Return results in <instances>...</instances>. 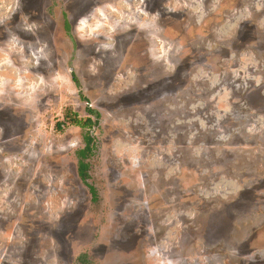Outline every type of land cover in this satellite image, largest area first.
<instances>
[{
    "label": "rangeland",
    "instance_id": "374dc122",
    "mask_svg": "<svg viewBox=\"0 0 264 264\" xmlns=\"http://www.w3.org/2000/svg\"><path fill=\"white\" fill-rule=\"evenodd\" d=\"M0 264H264V0H0Z\"/></svg>",
    "mask_w": 264,
    "mask_h": 264
},
{
    "label": "trees",
    "instance_id": "16d2710c",
    "mask_svg": "<svg viewBox=\"0 0 264 264\" xmlns=\"http://www.w3.org/2000/svg\"><path fill=\"white\" fill-rule=\"evenodd\" d=\"M87 111L91 114V115H96V117L99 118V114L88 108ZM67 118L68 120H70L69 122L77 127H80L84 130H88L84 136V142L86 144L85 149L80 150L78 153V158H79V176L80 179L84 182V184L88 187L90 194L92 195V200L94 202H97L99 199V194L97 189L95 188L94 185L89 184L88 181L90 180L91 176H90V169H91V162H89V160L94 156L95 154V149H96V145H95V139L94 137H92L91 131L90 129L95 125V123L93 124L90 119H80L78 118L77 115H73V114H67ZM97 125V123H96Z\"/></svg>",
    "mask_w": 264,
    "mask_h": 264
},
{
    "label": "bare ground",
    "instance_id": "6f19581e",
    "mask_svg": "<svg viewBox=\"0 0 264 264\" xmlns=\"http://www.w3.org/2000/svg\"><path fill=\"white\" fill-rule=\"evenodd\" d=\"M133 16V15H132ZM136 16V15H135ZM133 18V17H132ZM125 19V18H124ZM128 20V19H127Z\"/></svg>",
    "mask_w": 264,
    "mask_h": 264
}]
</instances>
